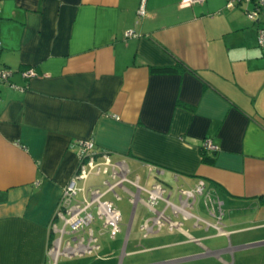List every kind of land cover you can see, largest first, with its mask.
Returning a JSON list of instances; mask_svg holds the SVG:
<instances>
[{
  "label": "crops",
  "instance_id": "obj_1",
  "mask_svg": "<svg viewBox=\"0 0 264 264\" xmlns=\"http://www.w3.org/2000/svg\"><path fill=\"white\" fill-rule=\"evenodd\" d=\"M141 2L0 0V65L14 72L0 85V264H107L112 252L122 264L138 252L128 250L129 239L144 225L151 229L144 238L160 234L166 248L200 251L158 264L218 254L230 256L219 264H264V49L257 46L264 12L254 22L248 3L144 0L139 16ZM129 31L135 36L126 38ZM25 69L36 76L23 78ZM90 140L109 156L108 173L127 181L114 188L117 200L104 185L115 183L108 174L90 175L77 183L75 200L105 192L102 200L120 202L127 231L120 249L66 255L68 238L51 224L77 169L78 144ZM206 140L214 147L205 151L209 162L201 155ZM200 181L223 203V219L230 213L229 224L197 222L194 211L211 217L203 197L182 204L179 190ZM156 184L172 205L160 201L157 212L193 220L197 238L183 225L164 233L156 226L145 205ZM175 230L182 241L174 243ZM217 238L225 244L210 242Z\"/></svg>",
  "mask_w": 264,
  "mask_h": 264
},
{
  "label": "built area",
  "instance_id": "obj_2",
  "mask_svg": "<svg viewBox=\"0 0 264 264\" xmlns=\"http://www.w3.org/2000/svg\"><path fill=\"white\" fill-rule=\"evenodd\" d=\"M205 0H180L182 6H194L201 5ZM228 7L240 6L244 3L252 5V9L246 12L247 17L258 22L259 17L264 12V0H226ZM144 0L141 2L140 9L138 11L139 16H143ZM134 33L129 31L125 34L126 38L134 37ZM257 46L260 49H264V26L259 27L257 33ZM14 74L13 70L0 65V85L10 80ZM25 79H30L36 76L33 69H25L21 73ZM79 162L77 169L68 184L63 190L61 200L58 204V208L54 214L51 228L52 231L58 232L60 239L64 236L68 238L65 243L66 255H92L100 250L99 238L93 232L91 225L94 223L95 217L102 222V229L107 232L110 239H114L120 232L121 215L114 203L111 201L102 200L105 192L95 188L89 190L90 200H83L82 202L76 201L75 197L78 192L82 191L78 188L79 181H85L90 175L98 176L101 174H108L109 177L115 181L111 184L108 181L104 182L107 192L114 193L117 200L120 198L115 194L114 188L121 186L123 182L127 181L124 177L120 176L116 171L111 168V172L108 173V168L111 167L110 158L107 154H98L94 149V143L90 141L79 142ZM202 148L207 151H213L214 147L210 140H206L202 144ZM113 167V166H112ZM148 195L145 205L153 212L157 214L155 224L158 228L166 226L170 231L174 229H181L182 224L179 222H173L170 218L166 217L163 212H157V207L160 201H165L168 206H172L167 200H164L165 190L156 184L149 190H146ZM180 199L184 198L182 204L192 207L198 197H203L205 207L209 216L217 220L216 225H212L207 221H204L196 217L197 222L205 224L207 228L214 227L219 229L223 218L222 205L223 203L215 198L209 191H206L205 185L202 181L198 182L191 190H179ZM93 210L95 214H93ZM178 213L186 214L183 208L177 209ZM190 217V214L186 218ZM192 217V216H191ZM194 217V216H193ZM63 222L62 228L57 227V222ZM151 229L147 225L142 227V231L149 232ZM58 248L55 244H52L50 248V254L56 255Z\"/></svg>",
  "mask_w": 264,
  "mask_h": 264
},
{
  "label": "rangeland",
  "instance_id": "obj_3",
  "mask_svg": "<svg viewBox=\"0 0 264 264\" xmlns=\"http://www.w3.org/2000/svg\"><path fill=\"white\" fill-rule=\"evenodd\" d=\"M165 189H166V194H167L169 191L167 188H165ZM174 189H175V187H174ZM175 192H176V190H174V194H175ZM171 199H173L174 202H176L175 195H174V198H171ZM198 199H199L198 201L201 200V202H202V197H198ZM113 203L117 209H118V207H120V202L118 203L116 201H113ZM161 209H162V204H159L157 207H155L156 211H161ZM223 209H224V207H223ZM205 212H206V210H205ZM222 212H223V210H222ZM224 212H225V209H224ZM93 214H95L94 210H93ZM192 214L198 215V217H200V219L207 221L209 223L215 222V218L208 217L207 212L204 213L202 211L201 213L196 214V211H194V212H192ZM225 214H226L225 219L222 218L223 220L220 222L222 225H223V223L225 225H226V223L229 224L228 223L229 222L228 215L230 213L225 212ZM166 215H169V212ZM123 218H124V216H123ZM178 222H180L183 225V227H182L183 230H188L191 233L192 237L197 238L198 233L194 232L193 227H192L193 220L182 221V219H178ZM126 225H127L126 220L122 219V221L120 222V225H119L121 233H119L116 236L115 240H112L109 238V235L107 234V232L102 229V222L99 221L96 217H95L94 223L91 225V228H92L93 232L95 233V235L98 236V238H99L100 247L101 246L102 247L106 246L108 248L113 247L112 250H114V248H116V250H117L118 248L120 249L123 238L126 234V231H127ZM200 225L202 227H205V224L201 223ZM62 226H63V222H57L58 228H61ZM166 231H168L167 227L162 230L163 233ZM201 232H203V231H201ZM144 234H145L144 231L138 232L137 236L133 237L134 235L132 233L131 238L129 239L128 250H131V251L132 250H138V252L136 254L124 257L122 264H158V263H164L165 261H167L171 257L174 258V260H175L176 258H178L177 255H180L182 253L187 254L190 252V253L195 254V256H196L197 252H198L197 254L200 253V251L194 245H191V244L179 245V246L174 245V247H172V248H166V247H164V245L166 243L165 242L166 238L163 235H160V234L156 235V236L149 235L148 237L144 238ZM201 234H203V233H201ZM208 234H213V231H210ZM171 235L174 236V243H176L177 241L183 240L182 238L178 237L176 230L173 231ZM169 241H173V240L169 239ZM210 242L215 244V246L219 247V246H223L226 241L224 238H217V239L210 240ZM146 249H148V250H146ZM210 250L214 251L216 249L213 246L212 247L210 246ZM117 253H119V252L117 251ZM171 254L174 256H172ZM110 255H111L110 258L112 261H108L107 264H110L109 262H112V264H117L119 256L117 254H115V257H113L114 256L113 252ZM192 255H189V256H192ZM116 256H117V258H116ZM218 259L228 263L230 256L218 254L217 256L211 255L208 257H199L196 259H192L188 262H179V263L175 262V263H170V264H219Z\"/></svg>",
  "mask_w": 264,
  "mask_h": 264
},
{
  "label": "trees",
  "instance_id": "obj_4",
  "mask_svg": "<svg viewBox=\"0 0 264 264\" xmlns=\"http://www.w3.org/2000/svg\"><path fill=\"white\" fill-rule=\"evenodd\" d=\"M201 151H202V152H201V155H202V159H203V161H205V162H209L210 160H208V158H207V156H206V153H205V151H207V150H204V149L202 148ZM263 202H264V200H263Z\"/></svg>",
  "mask_w": 264,
  "mask_h": 264
}]
</instances>
